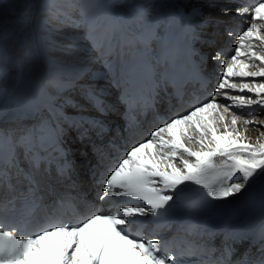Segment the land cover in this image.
<instances>
[{
  "label": "snow or ice",
  "instance_id": "1",
  "mask_svg": "<svg viewBox=\"0 0 264 264\" xmlns=\"http://www.w3.org/2000/svg\"><path fill=\"white\" fill-rule=\"evenodd\" d=\"M40 7L44 18L38 27L42 31L47 30L50 22L44 13L55 7L56 11L50 13L51 19L84 29V36L66 35L65 39L91 40L93 47L101 50V55L104 45L97 42L96 34L105 28V21L109 26L114 22L135 23L141 29L138 39L145 45L153 40L164 43L169 29L178 21L186 34L202 38L210 49L216 44L215 34L207 32L215 19L210 12H205V8L214 7V0H159L147 8L139 3L130 9L128 16L123 12L114 14L115 6L102 3V0H77L76 3L64 0L60 6L44 0ZM64 8H79L80 19H74ZM97 8L107 11L103 16L88 14ZM219 11L225 16L235 11L236 16L247 17L244 23L248 27L238 36L234 55L226 58L221 49H215L210 58L226 67L214 94L181 115L161 118L162 124L151 133V138L132 146L109 170L98 199L126 198L113 201L120 204L117 212L96 209L79 196L61 191V188H75L76 182L66 160L57 163L55 175L51 172V150L55 147L62 157L65 154L59 148V139L53 145L46 134L55 131L50 119H41L34 126L23 128L14 141L7 137L11 147L6 155L0 156V187L7 185L8 188V195L0 201V264H184L182 256L191 254V249H177L159 232L145 228L149 219L139 218L159 221L168 216L176 209L180 193L190 185L204 190V201L186 206L192 209H198L208 198L228 202L230 197L246 194L257 184L264 193V119L259 118L264 113V80L247 79L264 77V53L253 47V41L264 45L261 27L264 25V0H258L251 8L242 5L234 10L221 7ZM159 29L164 30V36L158 35ZM226 31L230 37L235 35L230 28ZM24 55L29 57L31 52L25 51ZM208 59L202 55V64ZM196 77L201 86L208 80L199 72ZM93 78L103 77L93 74ZM16 80L19 84L23 73ZM164 80L173 85L178 97L183 95L175 79L169 80L165 74ZM226 88L252 95L221 91ZM218 96L231 103L219 102ZM86 98L101 115L108 111L96 93L90 91ZM48 107L53 116L59 114L58 109ZM241 121L245 126L260 125L256 129L259 134L255 143L246 135L247 127H238ZM92 124L103 129L101 121L93 120ZM5 137L6 134L0 132V139ZM17 147L23 150L29 166L27 171L19 168ZM13 166L25 181L22 189L14 188L7 181L8 168ZM46 197L51 198V203H45ZM81 204L84 211L80 210ZM38 210L42 213L39 217L35 215ZM10 212L18 215L20 223L34 224V227L22 232L18 224L7 220L6 214ZM244 239L240 233L232 236L233 243ZM260 240L259 256L241 258L239 264H264V232ZM231 252V247L226 248L225 256ZM216 264H231V261L225 259Z\"/></svg>",
  "mask_w": 264,
  "mask_h": 264
},
{
  "label": "bare ground",
  "instance_id": "2",
  "mask_svg": "<svg viewBox=\"0 0 264 264\" xmlns=\"http://www.w3.org/2000/svg\"><path fill=\"white\" fill-rule=\"evenodd\" d=\"M51 2L60 6L63 5L64 0H51ZM72 2L76 3L77 0H72ZM158 2L159 0H102V3H111L115 6L112 9L114 14L118 15L123 12L125 16L129 15L130 9L136 4L142 3L147 8ZM43 3L44 0H0V95L5 90H10L18 102L17 107L7 118V128L15 132H20L23 129L21 124L26 121L23 120L22 114L24 105L29 108L32 105L44 106L48 110V105H51L59 110V114L56 116H53L52 112L50 113L58 126L63 141L71 148L72 154L76 156L79 154L77 146L80 149H85L86 153H88L89 147L91 150L95 147L96 150L110 153V145L114 142L113 134L117 133L118 130H112L110 127L106 135L101 133L96 136L94 135L95 132H103L105 129L93 125L92 121L97 120L109 124L112 119L116 118V112L119 108L116 76L121 69L123 35L126 31L131 30L138 37L141 29L135 23L126 25L114 22L109 26L108 21H105L107 31L102 28L96 34L97 42L104 45V54L101 55V50L93 47L91 40L78 39L73 41L65 39L66 35L84 36V29L82 27H69L60 23L59 20L51 19L50 13L56 11L55 7L44 13L50 22L47 25V30L42 31L38 24L44 18L40 14V6ZM242 5L248 6L244 0H214L213 8H205V12H210L215 19V22L207 29V32L214 33L216 37V44L211 49L203 42L202 38L197 39L186 34L182 30V24L178 21L180 31L192 50L199 56L209 57L206 62V69L215 76L214 92L226 65L212 60L210 58L211 53L222 47L224 57L234 55L240 35L236 33L238 26H244V30L248 27L244 23V19L247 17L236 16L235 11L225 16L220 13L219 8L228 7L234 10ZM64 10L70 11L74 19H80L79 8L75 10L64 8ZM105 11L107 10L104 8H97L88 14L90 16H103ZM257 23L260 24L259 21ZM261 27L264 30V25ZM229 28L235 35L231 37L227 35L226 30ZM158 35L164 36V30L159 29ZM42 37H47V39L42 40ZM253 47L257 52L264 53V45H261L260 42L253 41ZM76 49L84 50L77 51ZM162 50L163 43L160 40H153L148 45L143 44L141 48L143 56L157 71L160 70ZM25 51H30L31 56L26 57ZM242 59L246 58L242 57ZM21 73H23V80L17 84L16 78ZM93 74H100L103 78L94 79ZM231 79L239 80V78ZM247 79L264 80V77ZM90 91L101 97L108 107L105 114L101 115L86 98ZM221 91L229 92V94L252 95L227 88ZM217 100L225 104L231 103L225 100L223 96H218ZM232 111H238V109ZM259 118L264 119V113ZM88 127L90 133L86 134L85 130ZM238 127L240 129L247 127L249 130L246 135L252 143L256 142V137L259 134L256 129L260 125L245 126L241 121ZM93 153L95 154V151ZM87 157L90 158V155L88 154ZM90 169L88 173L93 175L94 184L96 179H100L104 171L99 169L96 164ZM254 189L261 190V187L257 184L249 189L246 194L232 197L233 201L240 200Z\"/></svg>",
  "mask_w": 264,
  "mask_h": 264
}]
</instances>
